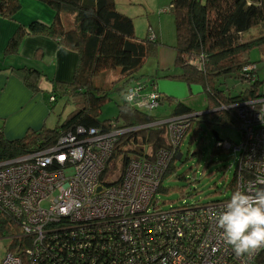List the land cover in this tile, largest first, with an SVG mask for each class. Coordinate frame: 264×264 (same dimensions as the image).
Segmentation results:
<instances>
[{"label": "trees", "instance_id": "16d2710c", "mask_svg": "<svg viewBox=\"0 0 264 264\" xmlns=\"http://www.w3.org/2000/svg\"><path fill=\"white\" fill-rule=\"evenodd\" d=\"M40 1L54 11L53 22L50 25L41 21L31 22L28 32L31 35L46 34L60 46L79 53L74 78L69 83L55 81L52 97L56 100L67 96L66 104L73 102L77 107L69 119L55 129L45 127L41 131H33L11 140L0 131V161L38 147L53 145L67 130L78 136L81 128L114 130L130 125H147L159 118L129 107L125 102L120 105L116 119L101 120L100 117L101 108L110 99L111 93L132 89L146 80L139 75V71L150 57L158 55V35H154L153 39L150 34L145 39L138 38L133 17L118 8L117 0ZM21 7V0H0V17L14 19ZM164 12H172L175 17L176 65L182 69L180 77L190 87L192 84L201 86L202 92L197 96L204 97L209 104L202 112L221 110L202 115V121L237 126L238 119L233 109H226L227 106L264 96L259 90L257 72L249 79L244 71L246 67L257 64L251 60V51L254 48L264 51V0H172ZM256 28L258 33L254 35L250 31ZM19 30L9 41L6 51H17L23 37L22 29ZM149 31L153 34L152 28ZM3 67H0V71ZM111 70L118 73V77L112 80L107 76ZM228 76L247 82L250 86L237 96L227 94L218 83ZM27 80L30 84L29 77ZM157 94L160 106L164 96L159 89ZM185 101L178 102L173 115L201 112L191 108ZM193 126L192 121L191 129ZM165 133L163 130L149 128L121 135L115 156L124 155V160L114 169H121L120 174L123 173L127 159L132 154L147 156L149 151L152 154L159 150L169 151L170 145ZM216 149L226 150L218 142ZM173 163L166 177L175 168ZM120 174L115 178L116 181L120 179ZM235 180L230 185L232 190L235 188ZM161 187L162 184L158 192ZM72 221V218H68L49 225V234L43 236L44 245L35 264H137L133 258L141 252V248L137 252L122 240L118 222L109 221V224L103 226L96 223L83 226L78 222L73 224ZM17 223L12 213L0 207V237L6 236L11 240L7 252L24 245H36L34 238L18 243L15 239L19 236L16 233ZM152 260L150 264H155L156 255Z\"/></svg>", "mask_w": 264, "mask_h": 264}, {"label": "built area", "instance_id": "2783aa9c", "mask_svg": "<svg viewBox=\"0 0 264 264\" xmlns=\"http://www.w3.org/2000/svg\"><path fill=\"white\" fill-rule=\"evenodd\" d=\"M244 71L249 79L257 72L255 65ZM132 89H139L132 108L159 106L157 93L152 99L154 93L145 94L143 86ZM227 107L233 109L242 135L240 145L221 143L240 153L231 195L237 190L255 194L264 187L256 181L264 176V96ZM181 119L185 120L175 121L168 134L172 150L190 125L187 118ZM145 129L149 124L114 130L81 128L78 136L63 132L53 145L0 161V207L17 219L18 243L34 238L36 244L7 252L1 264L37 263L49 225L68 218L83 226L118 222L122 240L136 251L141 248L133 258L137 264H150L155 255V264H264V250L238 257L220 236L213 216L231 195L207 204L161 207L156 195L170 168L171 150L149 151V157L130 155L116 181L112 170L124 160V155L115 156L119 137Z\"/></svg>", "mask_w": 264, "mask_h": 264}, {"label": "rangeland", "instance_id": "374dc122", "mask_svg": "<svg viewBox=\"0 0 264 264\" xmlns=\"http://www.w3.org/2000/svg\"><path fill=\"white\" fill-rule=\"evenodd\" d=\"M118 8L130 15L134 19L135 35L140 39H145L149 34L150 38L158 35L159 52L155 57H150L139 75L144 79L156 80L159 92L163 94L164 101L154 111L147 113L157 117H166L173 113L179 101L187 104L194 100H199L196 105L200 109L206 108L204 97L197 95L202 92L201 86L192 84L190 87L181 77L182 69L176 65V25L175 17L172 12H164L171 5L172 0H117ZM131 1V2H130ZM30 3L21 0V9L15 15V19L27 18L29 21L30 10L36 11L47 20L44 23L50 25L54 19V11L48 4L36 0ZM2 20V19H0ZM153 29V34L149 29ZM254 35L258 29L252 31ZM10 40L3 42L0 56V67H3V60L7 59L6 66L12 67L11 59L14 58L12 51H6V46ZM79 60V53L65 46H61L57 58L52 59L49 55L45 59H39L40 71L45 73L48 78L55 77L56 67L59 63L62 66V75L66 82L72 80L75 67ZM252 62H257L256 70L259 76V90L264 93V51L254 48L251 51ZM56 63H55V62ZM4 68V67H3ZM110 80L118 77L115 70L107 73ZM227 94L239 95L249 85L247 82L228 76L222 78L219 83ZM40 93V92H38ZM41 95V93H40ZM49 96V95H48ZM193 96V97H191ZM42 96H38V99ZM171 98V99H170ZM46 104V125L55 127L56 123L63 124L69 115L76 109L77 105L68 101V97H58L55 102H49L43 98ZM206 100V99H205ZM124 102L119 91L110 94V99L102 106L101 120H114L119 115L120 105ZM44 105L29 103L23 108V114L33 110H43ZM198 111L197 109H195ZM43 124V120L41 122ZM46 126V127H47ZM213 131H217L224 140V145L232 142L233 145L242 143V135L237 126L208 124L200 121L193 126L187 134L181 152L183 157L173 163L175 168L164 178L162 187L156 195L159 204L164 209L172 206H183L185 204H207L217 200L225 199L231 195V183L235 180V174L239 165L240 153L234 151H219L216 149V139ZM225 148V147H224ZM121 169H113L112 173L119 175ZM7 235V233H6ZM11 240L6 236L0 237V261L4 258Z\"/></svg>", "mask_w": 264, "mask_h": 264}, {"label": "crops", "instance_id": "0c3cea01", "mask_svg": "<svg viewBox=\"0 0 264 264\" xmlns=\"http://www.w3.org/2000/svg\"><path fill=\"white\" fill-rule=\"evenodd\" d=\"M26 1L36 3V0ZM28 15L32 16L29 21L25 17L23 19L20 17L19 19L0 17L2 19L0 20V56L3 53L2 45L4 41L11 40L14 34L16 35L20 31L19 29H22L23 36L17 51L12 52L14 56L11 59L12 67L2 68L0 71V131L9 140L21 138L33 131H41L47 126L46 104L43 98L48 99L49 102H55L56 100H51V97H54L53 83L55 81L66 82V78L62 75L61 63L55 66L57 69L53 78H48L45 73L40 71L39 59H45L47 55L52 59L57 58L61 46L46 34H29L28 26L31 22H45L43 20L46 19L44 15L32 10L28 12ZM3 64L6 66L7 59L3 60ZM33 70L34 72H31ZM28 77L30 84L27 80ZM156 87L158 88V84ZM38 96H42V98L38 99ZM198 101L194 100L188 105L199 109L196 105ZM203 101L206 102L207 107L209 105L208 100L203 99ZM29 103L42 104L44 109L23 114V108ZM42 120L43 124L41 123ZM60 125L62 124L57 122L55 127L47 126L46 129H55Z\"/></svg>", "mask_w": 264, "mask_h": 264}, {"label": "clouds", "instance_id": "9594fccd", "mask_svg": "<svg viewBox=\"0 0 264 264\" xmlns=\"http://www.w3.org/2000/svg\"><path fill=\"white\" fill-rule=\"evenodd\" d=\"M139 89L121 91L124 102L131 107L137 101ZM155 99V93L152 96ZM264 185V176H257ZM213 220L221 230L220 236L238 257L250 256L264 250V189L249 194L242 190L233 192L223 209Z\"/></svg>", "mask_w": 264, "mask_h": 264}, {"label": "flooded vegetation", "instance_id": "af4514ba", "mask_svg": "<svg viewBox=\"0 0 264 264\" xmlns=\"http://www.w3.org/2000/svg\"><path fill=\"white\" fill-rule=\"evenodd\" d=\"M139 84H141V86H143L144 87V91H145V94H151V93H157V90H158V88L156 87L157 86V82L154 80V79H149V80H143V81H141V83H139ZM205 99V98H204ZM179 102H181V101H179ZM190 106V105H189ZM191 107V106H190ZM208 107V106H207ZM192 108V107H191ZM194 108V107H193ZM157 109V108H156ZM156 109H154V110H156ZM194 109H197V108H194ZM140 111H143V112H146L147 113V111H154V110H146V109H139ZM198 111H201V112H198V113H203L202 112V110H204V109H197ZM214 110H217L216 112H219V111H221V110H219V109H214ZM196 113H193V112H184V113H182V114H177V115H169V116H166V117H159V118H156V120L155 121H153V122H151L150 124H149V128L150 129H152V130H163L164 132H166L165 133V138H166V140H167V143H168V145H170V150H171V152H170V156H171V160H172V162H171V164L173 163V162H175L176 160H178L177 159V156L178 155H181V159H182V157H183V153L181 152V145L183 144V142H184V140H185V138H186V136H187V134L189 133V131L191 130V127H192V121L194 122V125L195 124H198L200 121H202V119H201V116L200 117H197V116H194ZM69 117H70V115H69ZM69 117L65 120V121H67L68 119H69ZM181 118H187V120H188V122H189V127L187 128V131H186V133H185V135H184V137H183V139L181 140V142L179 143V145H178V147L177 148H175V149H173L172 150V145L170 144V138H169V136H168V134H169V132H170V129L172 128V126L174 125V122L175 121H180V120H185V119H181ZM192 119H194V120H192ZM205 122H206V120H205ZM75 127V126H74ZM73 128H71V130H72ZM65 130V129H64ZM70 131V130H69ZM65 132H68V130L67 131H65ZM222 139V138H221ZM223 140V139H222ZM224 142V140L221 142V143H223ZM221 143H218V145L219 144H221ZM147 145H144L143 147H146ZM148 149V148H147ZM180 159V160H181Z\"/></svg>", "mask_w": 264, "mask_h": 264}, {"label": "water", "instance_id": "95a60500", "mask_svg": "<svg viewBox=\"0 0 264 264\" xmlns=\"http://www.w3.org/2000/svg\"><path fill=\"white\" fill-rule=\"evenodd\" d=\"M216 111H217V110L212 109V110H209V111H207V112L196 113L194 116L200 117V116H202V115H204V114H210V113H214V112H216ZM213 135H214V137H215V139H216V141H217L218 143H221V142L223 141V140L221 139V137H220V134H219L217 131H213ZM177 159L180 160V159H181V155H178V156H177ZM261 189H264V187H261L260 190H261Z\"/></svg>", "mask_w": 264, "mask_h": 264}]
</instances>
